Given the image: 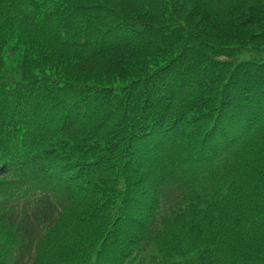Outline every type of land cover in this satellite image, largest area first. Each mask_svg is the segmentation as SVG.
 I'll use <instances>...</instances> for the list:
<instances>
[{"label":"trees","instance_id":"1","mask_svg":"<svg viewBox=\"0 0 264 264\" xmlns=\"http://www.w3.org/2000/svg\"><path fill=\"white\" fill-rule=\"evenodd\" d=\"M0 264H264V0H0Z\"/></svg>","mask_w":264,"mask_h":264}]
</instances>
